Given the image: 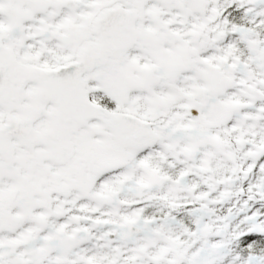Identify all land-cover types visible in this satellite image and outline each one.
Wrapping results in <instances>:
<instances>
[{"label": "snow or ice", "instance_id": "1", "mask_svg": "<svg viewBox=\"0 0 264 264\" xmlns=\"http://www.w3.org/2000/svg\"><path fill=\"white\" fill-rule=\"evenodd\" d=\"M0 264H264V0H0Z\"/></svg>", "mask_w": 264, "mask_h": 264}]
</instances>
